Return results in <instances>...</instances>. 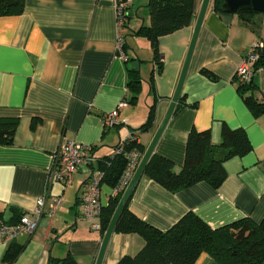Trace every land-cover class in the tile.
I'll return each instance as SVG.
<instances>
[{
    "label": "crops",
    "instance_id": "obj_1",
    "mask_svg": "<svg viewBox=\"0 0 264 264\" xmlns=\"http://www.w3.org/2000/svg\"><path fill=\"white\" fill-rule=\"evenodd\" d=\"M195 1L190 26L159 38L161 69L150 40L136 35L149 25L148 0H133L129 26L123 31L124 55L117 49L114 0H25L21 13L0 16V119L17 120L14 140L0 143V217L31 211L48 188L54 154L64 140L93 145L100 158L111 157L121 140L134 135L145 147L165 116L176 90L202 0ZM255 41L264 43V13L246 25L238 13L218 12L211 0L192 57L181 99L154 153L172 159L177 170L185 161L189 132L210 129L221 141L222 124L243 128L252 150L225 162L227 176L216 188L207 181L172 192L144 174L129 202L130 210L162 230L192 211L212 227L243 217L264 219V113L246 102L235 74ZM130 69L143 78L132 102ZM252 93L264 103V66L254 76ZM119 124L105 130L104 115L120 101ZM154 107V123L140 130ZM94 165L79 167L73 182L61 190L63 203L41 218L33 235L15 241L24 249L13 264H48L73 254L80 264H95L103 235L81 214L83 183ZM113 187L102 185L108 204ZM11 244V243H10ZM10 244L0 243V264ZM138 233L115 232L104 264H116L144 246ZM195 264H220L203 252ZM264 264V263H263Z\"/></svg>",
    "mask_w": 264,
    "mask_h": 264
},
{
    "label": "trees",
    "instance_id": "obj_2",
    "mask_svg": "<svg viewBox=\"0 0 264 264\" xmlns=\"http://www.w3.org/2000/svg\"><path fill=\"white\" fill-rule=\"evenodd\" d=\"M224 0H214V9L226 12ZM25 0H0V16L18 14L24 10ZM146 8L150 15V24L142 25L136 35L150 40L154 51V60L159 69L163 57L159 47L161 36L190 26L195 19L194 0H148ZM246 25L253 22L256 14L253 9L237 12ZM125 48V45H124ZM264 66V51L256 63L258 71ZM130 88L134 92L131 99L135 102L141 92L143 78L140 70L130 69ZM256 87L254 81L239 85V91L245 95L246 102L256 115L264 113V103L252 93ZM154 107L147 121L140 130H149L154 123ZM17 120L0 119V143L11 144L14 140ZM145 152V147L137 141L131 143ZM252 150V144L243 128H231L222 124L221 141L212 142L210 129L199 131L193 128L187 138L185 161L180 170L175 162L163 155L154 153L146 167L145 174L166 189L176 192L200 181H207L218 188L224 182L227 171L225 162L234 156H242ZM100 167L105 170V180L115 186L125 168L124 156L104 157ZM122 194L111 198L103 206L101 232L104 234ZM23 213H16L17 221ZM115 232L138 233L145 244L134 255H124L116 264H195L199 256L206 252L220 264H263L264 263V219L257 222L250 217H243L232 223L212 227L196 213L189 211L171 228L162 230L153 226L136 214L129 204L126 206ZM24 245L13 241L5 253L4 261L13 264L20 255ZM48 264H80L77 258L68 253L63 258H51Z\"/></svg>",
    "mask_w": 264,
    "mask_h": 264
},
{
    "label": "built area",
    "instance_id": "obj_3",
    "mask_svg": "<svg viewBox=\"0 0 264 264\" xmlns=\"http://www.w3.org/2000/svg\"><path fill=\"white\" fill-rule=\"evenodd\" d=\"M133 0H114V7L118 23L117 49L124 55L125 37L123 31L129 26V8ZM264 51V43L255 41L243 61L237 68L235 77L240 85H247L254 81L256 63ZM128 105V99H123L111 111L103 117L105 130L118 125L120 110ZM136 141L134 135L121 140L115 147L114 154L122 155L125 158V168L113 187L110 198H115L124 193L131 182L144 152L133 143ZM102 158L94 152L93 145H87L73 140H64L60 143L54 154V160L49 171L48 185L46 194L37 200L36 207L31 211L24 212L15 222H9L0 217V243L10 244L24 234L33 235L38 227L40 220L45 215H54L62 206V191L54 193L51 188L53 185H60L61 190L70 185L81 165H94ZM106 178V172L101 167H94L86 181L83 183L81 197V214L83 218L90 222L93 229L101 230V218L103 210L102 185Z\"/></svg>",
    "mask_w": 264,
    "mask_h": 264
},
{
    "label": "water",
    "instance_id": "obj_4",
    "mask_svg": "<svg viewBox=\"0 0 264 264\" xmlns=\"http://www.w3.org/2000/svg\"><path fill=\"white\" fill-rule=\"evenodd\" d=\"M211 0H202V4L200 7V10L197 14V19L194 26L193 36L189 45V49L187 52V56L184 62V66L180 75V79L178 81L176 90L170 100V104L168 107V110L163 117L161 123L159 124L153 139L147 149L144 152V155L141 159V162L131 180L128 187L122 194L119 203L113 213V216L109 222V225L107 229L104 232L103 239L101 242V246L96 258L95 264H104V258L106 255V252L108 250V246L110 244L111 238L113 234L115 233L117 224L126 208V206L129 204L137 186L140 182L142 176L145 174L146 167L154 154V151L156 149V146L162 137L172 115L174 114L176 107L181 99L182 91L184 88V84L188 75V71L190 68V64L192 61V57L196 48V44L202 29V25L206 16V13L208 11L209 5ZM224 8L225 11L228 13H237L239 11L243 10H255L260 13H264V0H224Z\"/></svg>",
    "mask_w": 264,
    "mask_h": 264
},
{
    "label": "rangeland",
    "instance_id": "obj_5",
    "mask_svg": "<svg viewBox=\"0 0 264 264\" xmlns=\"http://www.w3.org/2000/svg\"><path fill=\"white\" fill-rule=\"evenodd\" d=\"M135 3H136V0H135ZM141 3H142V2H141ZM141 3H139V4L136 3L137 7L141 6V5H142Z\"/></svg>",
    "mask_w": 264,
    "mask_h": 264
}]
</instances>
